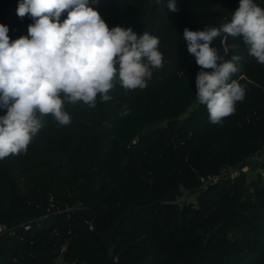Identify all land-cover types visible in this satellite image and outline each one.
I'll return each instance as SVG.
<instances>
[{
    "label": "trees",
    "instance_id": "trees-1",
    "mask_svg": "<svg viewBox=\"0 0 264 264\" xmlns=\"http://www.w3.org/2000/svg\"><path fill=\"white\" fill-rule=\"evenodd\" d=\"M20 2L0 0L10 42L34 23L17 15ZM176 4L178 12L157 0H89L110 29L157 37L162 67L144 89L126 92L117 78L95 107L65 102L70 124L45 115L26 151L0 159V264H264V64L242 37L213 40L224 60L241 57L229 82L245 96L212 123L183 32L230 22L239 0ZM256 154L255 178L222 175ZM183 191L191 199L177 200Z\"/></svg>",
    "mask_w": 264,
    "mask_h": 264
},
{
    "label": "clouds",
    "instance_id": "clouds-1",
    "mask_svg": "<svg viewBox=\"0 0 264 264\" xmlns=\"http://www.w3.org/2000/svg\"><path fill=\"white\" fill-rule=\"evenodd\" d=\"M157 3L179 11L176 0ZM65 11L67 18L61 22ZM26 14L34 20L28 36L10 42L8 27L0 24V109H6L0 116V159L26 151L43 127L45 115L51 114L60 125L70 124L65 102L95 107L98 95L107 102L117 78L126 92L144 89L152 69L163 64L157 37L147 32L138 37L130 27L110 29L89 0H21L17 15ZM221 34H226L222 43L228 36L242 37L249 54L264 64V9L254 0H239L230 22L203 30L184 29L187 50L201 69L197 99L206 105L214 124L233 114L236 102L245 96L244 86L229 82L239 70L241 57L224 60L211 46ZM128 114L125 106L120 115Z\"/></svg>",
    "mask_w": 264,
    "mask_h": 264
},
{
    "label": "rangeland",
    "instance_id": "rangeland-1",
    "mask_svg": "<svg viewBox=\"0 0 264 264\" xmlns=\"http://www.w3.org/2000/svg\"><path fill=\"white\" fill-rule=\"evenodd\" d=\"M255 1V0H254ZM234 12L233 9L226 10V17L230 16ZM225 20V19H224ZM222 24H225L223 21ZM257 159V158H256ZM258 160V159H257ZM259 169V160H249L248 162L239 163L238 165L234 167L225 168L223 170L222 175L230 174L231 176H234L240 172H245L249 179L255 178L257 176V171ZM221 175L217 176L215 179H218ZM192 194H190L187 191H183V194L177 198L179 201L183 200H189L191 199ZM194 200V199H193Z\"/></svg>",
    "mask_w": 264,
    "mask_h": 264
},
{
    "label": "built area",
    "instance_id": "built-area-1",
    "mask_svg": "<svg viewBox=\"0 0 264 264\" xmlns=\"http://www.w3.org/2000/svg\"><path fill=\"white\" fill-rule=\"evenodd\" d=\"M261 151L264 152V145L261 147ZM255 157L258 159V160H262L263 158V154H256ZM217 176H212V177H209L208 180H216ZM5 230V225L3 223L0 222V233L3 232Z\"/></svg>",
    "mask_w": 264,
    "mask_h": 264
}]
</instances>
